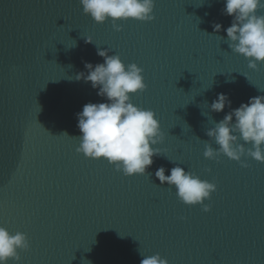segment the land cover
Instances as JSON below:
<instances>
[{"label":"water","instance_id":"95a60500","mask_svg":"<svg viewBox=\"0 0 264 264\" xmlns=\"http://www.w3.org/2000/svg\"><path fill=\"white\" fill-rule=\"evenodd\" d=\"M224 7L155 0L154 21H120L117 32L79 0H0V227L27 235L22 264H140L141 254L169 264H264V163L204 157L206 144L218 149L207 130L264 95V64L253 70L231 51ZM96 46L143 69L147 90L132 102L155 112L165 134L157 147L174 163L154 157L148 175L126 177L77 152V114L107 102L75 79L87 74L85 62L104 63ZM220 93L231 107L212 112ZM176 165L217 185L205 201L211 212L160 184L156 170L170 175Z\"/></svg>","mask_w":264,"mask_h":264},{"label":"clouds","instance_id":"9594fccd","mask_svg":"<svg viewBox=\"0 0 264 264\" xmlns=\"http://www.w3.org/2000/svg\"><path fill=\"white\" fill-rule=\"evenodd\" d=\"M79 2L85 15L101 25L111 20L117 32L123 31L120 21L152 22L156 19L155 0ZM224 4L223 14L232 17L231 25L225 30L229 48L247 58L249 68L258 70L259 65L264 64V15L259 14L264 9V0H224ZM213 28L216 33L223 30L220 24H214ZM221 39L225 40L222 36ZM86 42L94 43L91 37ZM97 55L104 63L93 66L85 62L87 74L79 73L75 79L90 82L98 90V96L107 102L88 103L77 114L78 129L82 133L78 137L77 152L90 159L108 161L126 177L148 175L147 169L153 165L154 157L173 162L157 147L164 143L165 134L155 112L132 102L134 94L147 90L143 69L135 63L126 65L119 55H110L109 50L97 47ZM226 106L231 107V101L220 93L210 109L222 113ZM206 135L218 145V149H214L211 144H206L204 157L208 160L218 161L221 156H226L245 168L248 164L244 157L264 163V95L252 97L248 103L233 109L221 121L215 122ZM166 171L161 166L155 172L161 185L175 187L178 198L185 205L200 206L205 213L211 212V205L205 201H210L212 194L217 192L215 183L202 180L179 165L170 170V175H166ZM207 171L211 172V169ZM29 250L26 234L16 232L13 235L0 227V264H9V261L22 264L20 251ZM141 256L140 264H169L159 254Z\"/></svg>","mask_w":264,"mask_h":264}]
</instances>
